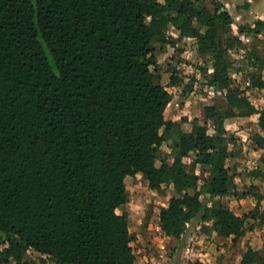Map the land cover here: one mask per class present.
<instances>
[{
    "label": "trees",
    "instance_id": "16d2710c",
    "mask_svg": "<svg viewBox=\"0 0 264 264\" xmlns=\"http://www.w3.org/2000/svg\"><path fill=\"white\" fill-rule=\"evenodd\" d=\"M185 38L202 57L201 83L225 91V104L204 105V123L189 130L164 115L173 94L156 58ZM261 41L264 18L235 25L222 0H0V264H136V234L117 209L128 201L126 177L138 173L152 190H175L158 225L179 243L194 225L236 244L264 224V190L234 184L228 159L239 139L224 123L258 114L264 129V108L246 94L264 90ZM238 48L256 68L247 87L232 76ZM170 70V85L182 83ZM172 132L167 160L161 148ZM190 156L199 172L186 166ZM250 174L264 181L262 166ZM230 193L256 202L236 213L224 202ZM230 264H264V247L248 246Z\"/></svg>",
    "mask_w": 264,
    "mask_h": 264
},
{
    "label": "rangeland",
    "instance_id": "374dc122",
    "mask_svg": "<svg viewBox=\"0 0 264 264\" xmlns=\"http://www.w3.org/2000/svg\"><path fill=\"white\" fill-rule=\"evenodd\" d=\"M224 1L232 13L234 24L237 25L240 23L237 15L247 11L250 4L240 5L236 8L237 3L246 0ZM168 32L171 35L177 34L172 26L169 27ZM248 38L250 39L251 36ZM195 45L194 39H183L176 46L169 44L156 50V58L160 66L159 72H157L158 80L173 94L169 108L167 106L164 115L166 118H172L171 120L179 122L180 127L184 130L190 129L194 122L204 123L202 113L204 105L215 100L223 103L224 100L219 91H213L201 83L203 78L199 66L203 60L197 55ZM259 46L262 47L260 54L264 56V41L259 42ZM171 67L180 70L183 84L191 76H199L195 83V90L184 93L183 84L171 86L169 83ZM244 74H235L239 78L236 79L243 81V84ZM263 99L264 90H255L254 102L264 106ZM257 117L258 114L250 117H233L231 121H226V128L239 136V142L233 147L234 155L228 159V165L230 173L234 176V184L240 191L246 190L253 184L258 186L261 191L264 190V181L250 174L252 168L257 165L264 168L260 161V157H264V145L259 146L255 140L256 135L264 136V129L260 127ZM209 130L212 131V128L210 127ZM175 138L176 132H172L168 141L161 148V154L167 160L173 157ZM184 160L188 169L200 171V167L192 163V156L186 157ZM125 180L128 201L117 211L121 213L126 210L128 212L130 229L136 234V239L133 242L136 264H185L189 261L199 260L200 257L206 261V264H230L239 261L246 247H264V224H259L253 230H249L236 244H232L231 237H220L213 231H202L199 225L187 229L182 243H179L178 239L172 241L175 237L167 238L158 225L160 207L166 205L169 198L176 194L172 185H166L160 191L152 190L149 188L147 180L139 173L135 176H127ZM202 184L201 179L198 186H202ZM202 198L204 201H208L207 194H204ZM224 202L233 211L240 214L252 208L256 201L252 196L230 193L224 198ZM262 206H264V202ZM174 242H176L175 246L172 245ZM36 264L55 263L49 258L44 261L37 258Z\"/></svg>",
    "mask_w": 264,
    "mask_h": 264
},
{
    "label": "crops",
    "instance_id": "0c3cea01",
    "mask_svg": "<svg viewBox=\"0 0 264 264\" xmlns=\"http://www.w3.org/2000/svg\"><path fill=\"white\" fill-rule=\"evenodd\" d=\"M223 1V3L225 4V6L227 7V4H226V2L224 1V0H222ZM227 1H229V0H227ZM241 3H237L236 4V8L238 7V6H240V5H248V4H250V7H249V9L247 10V11H243L242 13H240V14H238L237 15V17L240 19V23H238V24H241V23H249V24H252L256 19H258V18H264V0H246V1H244V2H242V1H240ZM250 2V3H249ZM243 3V4H242ZM239 4V5H238ZM227 9L229 10V8L227 7ZM229 12L231 13V11L229 10ZM232 14V13H231ZM248 19H251V20H248ZM249 36H251V38H252V35L250 34V35H247L246 37H245V41H246V48H249V46H250V39L248 38ZM185 39H192V38H185ZM196 46V45H195ZM196 48V47H195ZM197 52V51H196ZM244 53H245V48H238L237 50H234L232 53H231V59H232V61H234V64H235V66L239 69V71H233V77L234 78H237V79H239L235 74L236 73H240V74H243V73H245L244 74V77H245V80H244V84H243V81L241 82L240 81V83H241V86L242 87H247L248 86V84H249V78H248V75H247V72L248 71H253L254 69H256L255 67H253V66H251V65H247L246 64V62H245V60L246 59H244ZM197 55L198 56H200L199 54H198V52H197ZM201 57V56H200ZM202 58V57H201ZM262 76L264 77V70H262ZM191 77H195L196 78V80L194 81V84H193V89L191 90V91H188V92H192V91H194L195 90V83H197V81H198V77L199 76H191ZM203 78V77H202ZM190 79V78H189ZM186 81V80H185ZM202 81H203V79H202ZM180 84H183V83H180ZM179 84V85H180ZM185 84V83H184ZM184 84H183V89H184ZM204 85H206V84H204ZM176 86V85H175ZM178 86V85H177ZM208 86V85H207ZM209 88H211L213 91H219L222 95H223V93L225 92V91H223V90H217V89H215L214 87H210V86H208ZM255 90H259V89H257V88H254V87H249V88H247L246 89V94L248 95V97H249V99L251 100V102L257 107V108H259V109H262V108H264V106H262V105H259V104H257L256 102H254V91ZM171 92V91H170ZM172 93V92H171ZM215 93V92H214ZM257 93H258V91H257ZM223 99H224V95H223ZM264 100V99H263ZM170 103H171V101H170ZM170 103L167 105L168 106V108H169V105H170ZM223 105L225 104V100H223V103H222ZM167 108V107H166ZM235 117H239V116H235ZM233 117H228V118H226L225 119V121H224V123H225V126H226V121H231V119H232ZM167 119H172V118H167ZM176 121V120H175ZM233 121H234V119H233ZM195 123V122H194ZM189 130V129H188ZM237 136V135H236ZM238 138H239V136H237ZM239 142V141H238ZM172 159V158H171ZM170 159V160H171ZM212 232V231H211ZM159 233H160V231H159ZM215 233V232H214ZM167 238H172L173 236H166ZM174 240H172V241H175V239L177 240V238H173ZM173 246H175L176 245V242H174L173 244H172ZM199 260L202 262V264H206V261L205 260H203V258H199Z\"/></svg>",
    "mask_w": 264,
    "mask_h": 264
}]
</instances>
